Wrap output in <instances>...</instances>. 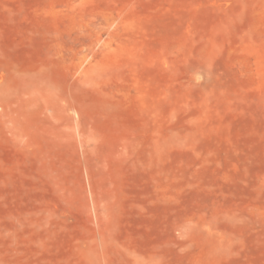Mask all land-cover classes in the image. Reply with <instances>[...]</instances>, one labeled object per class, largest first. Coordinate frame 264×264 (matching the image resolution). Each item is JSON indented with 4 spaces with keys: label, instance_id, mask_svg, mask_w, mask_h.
Here are the masks:
<instances>
[{
    "label": "rangeland",
    "instance_id": "obj_1",
    "mask_svg": "<svg viewBox=\"0 0 264 264\" xmlns=\"http://www.w3.org/2000/svg\"><path fill=\"white\" fill-rule=\"evenodd\" d=\"M0 264H264V0H0Z\"/></svg>",
    "mask_w": 264,
    "mask_h": 264
}]
</instances>
